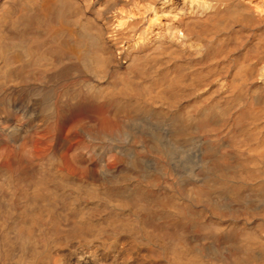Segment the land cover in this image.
I'll return each mask as SVG.
<instances>
[{"label": "bare ground", "instance_id": "bare-ground-1", "mask_svg": "<svg viewBox=\"0 0 264 264\" xmlns=\"http://www.w3.org/2000/svg\"><path fill=\"white\" fill-rule=\"evenodd\" d=\"M0 264H264V0H0Z\"/></svg>", "mask_w": 264, "mask_h": 264}]
</instances>
